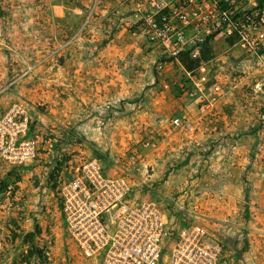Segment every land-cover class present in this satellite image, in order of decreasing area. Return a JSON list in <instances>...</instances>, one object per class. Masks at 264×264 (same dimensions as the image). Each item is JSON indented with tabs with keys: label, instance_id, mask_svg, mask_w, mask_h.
I'll return each instance as SVG.
<instances>
[{
	"label": "rangeland",
	"instance_id": "1",
	"mask_svg": "<svg viewBox=\"0 0 264 264\" xmlns=\"http://www.w3.org/2000/svg\"><path fill=\"white\" fill-rule=\"evenodd\" d=\"M147 3L0 0V108L21 105L40 146L5 177L18 192L2 219L7 263L34 240L61 264V159L84 146L151 185L150 197L178 201L235 264H264V59L223 38L168 58L132 28Z\"/></svg>",
	"mask_w": 264,
	"mask_h": 264
},
{
	"label": "built area",
	"instance_id": "2",
	"mask_svg": "<svg viewBox=\"0 0 264 264\" xmlns=\"http://www.w3.org/2000/svg\"><path fill=\"white\" fill-rule=\"evenodd\" d=\"M147 4L142 14L135 15L132 28L148 44L160 46L168 58L200 57L209 43L223 38L243 55L264 59L262 0H148ZM172 123L180 125L178 119ZM39 154L34 123L25 109L15 103L0 111V264H10L13 258L2 219L18 200V192L5 177L32 164ZM129 158L131 164L134 155ZM124 166L84 146L62 156L58 179L66 252L61 264H235L225 238L189 217L178 201L164 204L157 196L150 197L151 185L136 182ZM139 184L147 193L137 189ZM17 261L59 264L49 248L34 240Z\"/></svg>",
	"mask_w": 264,
	"mask_h": 264
},
{
	"label": "crops",
	"instance_id": "3",
	"mask_svg": "<svg viewBox=\"0 0 264 264\" xmlns=\"http://www.w3.org/2000/svg\"><path fill=\"white\" fill-rule=\"evenodd\" d=\"M0 105H1V103H0ZM7 109H5V108L2 107V108H0V111H4V110H7Z\"/></svg>",
	"mask_w": 264,
	"mask_h": 264
},
{
	"label": "trees",
	"instance_id": "4",
	"mask_svg": "<svg viewBox=\"0 0 264 264\" xmlns=\"http://www.w3.org/2000/svg\"><path fill=\"white\" fill-rule=\"evenodd\" d=\"M262 2L264 3V0H262Z\"/></svg>",
	"mask_w": 264,
	"mask_h": 264
}]
</instances>
